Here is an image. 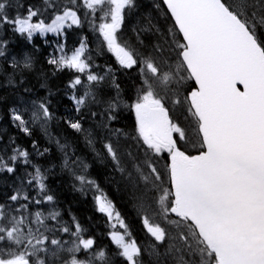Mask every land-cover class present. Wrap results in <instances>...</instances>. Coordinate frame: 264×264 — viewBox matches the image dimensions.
<instances>
[{
	"label": "snow or ice",
	"instance_id": "obj_1",
	"mask_svg": "<svg viewBox=\"0 0 264 264\" xmlns=\"http://www.w3.org/2000/svg\"><path fill=\"white\" fill-rule=\"evenodd\" d=\"M139 11V0H0V120L56 149L0 130V264H264V0ZM85 23L95 48L75 33L69 49L66 30ZM37 34L46 47L57 38L42 59ZM53 79L74 106L59 117L63 142L50 132ZM56 176L91 193L110 245L65 218ZM100 176L135 211L144 246Z\"/></svg>",
	"mask_w": 264,
	"mask_h": 264
},
{
	"label": "trees",
	"instance_id": "obj_2",
	"mask_svg": "<svg viewBox=\"0 0 264 264\" xmlns=\"http://www.w3.org/2000/svg\"><path fill=\"white\" fill-rule=\"evenodd\" d=\"M150 9L145 10L144 12L140 11L139 14L140 16H144L147 15L149 13ZM136 15V14H135ZM134 15V17H135ZM143 22V21H142ZM84 31V29H83ZM68 32V46L72 47L74 42L77 41L78 37L75 33H77V31L75 30V32L73 30H69ZM84 35H86L90 41V44L92 43V35L89 31H84L83 33ZM7 35H11L10 33H8ZM54 38H46V40L50 41L51 43L46 47L44 45L43 42H41L42 45H44V51H41V53L37 54L38 57H40L42 59L43 55H46L48 52L52 51V47L55 44V41L53 40ZM18 42L20 45H24L25 42H23L22 40H19V38H17ZM14 45V44H13ZM12 45V46H13ZM17 47V45L15 44L13 48ZM28 48V46H27ZM28 50L30 51L31 49L28 48ZM112 63H114L113 61H111ZM99 64H104V62H98ZM40 65H41V60L38 59V62L36 64V69L37 72H39L40 69ZM46 67V65H45ZM118 76H120V74H117ZM121 81L123 82L124 80H126L125 77H120ZM33 83H35V79H33ZM50 87L52 88L53 92L56 93L53 97H51L53 103H52V110L54 112V115L56 118L62 117L64 115H74V111L70 112L69 110L73 109L72 104L70 103L69 100H67L65 97H61V92H57V86L59 85L60 87H63V85L60 84V81L58 80H51L50 82ZM3 91L0 90V95H3ZM40 94L41 95H47L46 91L44 89H40ZM127 116L128 114H125V119L122 121L123 123H127ZM118 126V125H117ZM85 127H87V124H85ZM0 130H6L4 131L2 134H4L5 136V140L7 139V136L9 135H15L17 136V142L27 148L29 151H31V143H30V139H38L39 143L41 145V148H43V146L47 145L48 147L51 148L52 153L55 154L56 153V149H55V144H50L48 145L47 140L43 137V135L41 133H39V131L35 132L34 135L29 138L24 136L22 133H19L15 128H13L6 120H0ZM10 131V133L8 132ZM50 132L53 136V138H59L61 139V141L63 142V140L67 137L69 140H71V129L67 128V125L63 124L62 120L56 121L53 120L51 126H50ZM78 147L80 149H83L84 151H86V149H84V145L81 142ZM34 159H36V157H33ZM41 162L46 163L45 160H43L41 158ZM97 168H99L100 166L96 165ZM93 175H95V173H93ZM99 182L103 183L107 186V188H109V194L114 198V201L116 202V204L119 206V209H121V212L123 214V216L126 218V221L130 224V227L132 230L136 231L137 233H139V235L141 236L143 233L142 231V227L139 223V220L136 217L135 211L130 207V206H126L125 203L121 200L120 198V194L116 191L114 185L107 183L103 176L98 177ZM49 186L52 190V193L56 196L57 200H58V205L59 207L63 210V212L65 213V218H67V212L69 211V209L71 210L72 214H74L79 220L80 222L89 229V233L91 235H94L96 240L102 244V245H110V240L109 239H105V234L106 231H104L103 229H96L97 226L100 225L99 222H101V220L98 219V215L95 214L92 210V206H91V202L89 199L90 193L85 197L82 196L79 192H76L72 186H71V181L69 180L68 177H60V176H56L51 178L49 181ZM131 215H135V216H131ZM142 233V234H141ZM106 242V244H105ZM141 246H144V243L138 241ZM114 247V246H112Z\"/></svg>",
	"mask_w": 264,
	"mask_h": 264
},
{
	"label": "rangeland",
	"instance_id": "obj_3",
	"mask_svg": "<svg viewBox=\"0 0 264 264\" xmlns=\"http://www.w3.org/2000/svg\"><path fill=\"white\" fill-rule=\"evenodd\" d=\"M89 30H90V28H89ZM48 35H53V34H48ZM92 37H93V47L92 48H95L97 41H96L95 36L93 35V33H92Z\"/></svg>",
	"mask_w": 264,
	"mask_h": 264
},
{
	"label": "bare ground",
	"instance_id": "obj_4",
	"mask_svg": "<svg viewBox=\"0 0 264 264\" xmlns=\"http://www.w3.org/2000/svg\"><path fill=\"white\" fill-rule=\"evenodd\" d=\"M24 42V41H23ZM92 44V43H91ZM15 45V44H14ZM14 45L12 47H14Z\"/></svg>",
	"mask_w": 264,
	"mask_h": 264
},
{
	"label": "water",
	"instance_id": "obj_5",
	"mask_svg": "<svg viewBox=\"0 0 264 264\" xmlns=\"http://www.w3.org/2000/svg\"><path fill=\"white\" fill-rule=\"evenodd\" d=\"M240 87H242V86H240Z\"/></svg>",
	"mask_w": 264,
	"mask_h": 264
}]
</instances>
